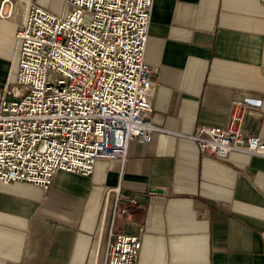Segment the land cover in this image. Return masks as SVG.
<instances>
[{
    "label": "crops",
    "instance_id": "obj_1",
    "mask_svg": "<svg viewBox=\"0 0 264 264\" xmlns=\"http://www.w3.org/2000/svg\"><path fill=\"white\" fill-rule=\"evenodd\" d=\"M36 2L68 10L66 0ZM24 13L15 1L0 16V86L17 66ZM149 25L158 130L88 176L59 170L44 190L0 182V264H104L110 232H141L136 264H264V157H205L191 137L221 128L232 101L251 97L259 103L243 130L264 140V4L154 0ZM117 197L125 212L114 211Z\"/></svg>",
    "mask_w": 264,
    "mask_h": 264
},
{
    "label": "built area",
    "instance_id": "obj_2",
    "mask_svg": "<svg viewBox=\"0 0 264 264\" xmlns=\"http://www.w3.org/2000/svg\"><path fill=\"white\" fill-rule=\"evenodd\" d=\"M15 1L25 16L15 34L16 69L0 86V182L44 190L59 170L88 176L96 160L124 162L130 142H149L158 130L144 55L154 0H66L64 15L36 0H2L1 17ZM257 103L235 98L224 126H200L191 135L200 154L264 157V140L242 126ZM114 205L126 211L118 197ZM140 233L110 232L104 264H136Z\"/></svg>",
    "mask_w": 264,
    "mask_h": 264
}]
</instances>
